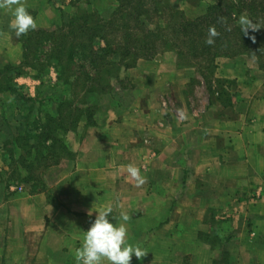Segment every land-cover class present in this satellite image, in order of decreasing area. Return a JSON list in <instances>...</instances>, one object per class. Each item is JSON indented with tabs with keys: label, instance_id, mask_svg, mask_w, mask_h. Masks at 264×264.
<instances>
[{
	"label": "crops",
	"instance_id": "1",
	"mask_svg": "<svg viewBox=\"0 0 264 264\" xmlns=\"http://www.w3.org/2000/svg\"><path fill=\"white\" fill-rule=\"evenodd\" d=\"M71 1L23 3L37 28L47 29L60 24V9L73 10ZM215 2L200 1L197 15ZM12 19L11 10L0 9V71L24 61ZM165 56L140 60L126 71L147 79L145 91L138 85L130 101L97 109L95 124L83 118L66 134L73 157L54 166L50 187L42 184L46 170L39 183L23 181L28 170L13 141L24 134L27 119L21 97L45 102L44 79L26 68L10 82L18 94L0 89V264H76L86 231L108 207L117 220L121 212L129 216L128 242L147 252L142 260L133 255L131 264H264L263 98L239 108L236 94L228 106L214 96L222 112L190 109L181 125L161 108L162 101L177 98L169 91L175 79L167 81L165 70L151 82L144 74L156 71V60ZM129 165L140 169L145 183L137 186Z\"/></svg>",
	"mask_w": 264,
	"mask_h": 264
},
{
	"label": "trees",
	"instance_id": "2",
	"mask_svg": "<svg viewBox=\"0 0 264 264\" xmlns=\"http://www.w3.org/2000/svg\"><path fill=\"white\" fill-rule=\"evenodd\" d=\"M82 1L72 0V11L60 9L61 22L56 27L36 28L22 35L24 61L18 67L9 65L0 71L3 80L6 79L0 89L16 93L10 85L13 75L25 74L26 68L40 73L52 66L71 92L69 97L57 100L54 112L42 116L39 113L34 128L30 124L25 135L13 139L24 153L21 165L27 168L28 175L23 181L39 183L45 170L73 157L64 135L75 131L83 118L95 124L97 109L120 107L115 82L121 83V75L142 59L150 60L172 50L179 61L190 59L206 80L222 57L246 56L264 71V28L245 36L238 25L242 14L253 22L264 23V0H217L196 18L186 17L172 0H118V7L109 19L98 10L80 7ZM210 27L220 33L213 45L205 43ZM253 35L255 42L250 38ZM42 54L47 58L42 59ZM221 82L215 88L210 84L208 90L225 106L231 105L232 94ZM93 95L100 100L107 97L112 106L101 101L94 103L92 99L90 102ZM21 99L31 103L30 106L37 101L26 95ZM55 101H39V106Z\"/></svg>",
	"mask_w": 264,
	"mask_h": 264
},
{
	"label": "rangeland",
	"instance_id": "3",
	"mask_svg": "<svg viewBox=\"0 0 264 264\" xmlns=\"http://www.w3.org/2000/svg\"><path fill=\"white\" fill-rule=\"evenodd\" d=\"M200 1L202 0H172L173 5L177 8L182 10L186 17L188 18H196L200 15H203L206 13L204 11L203 14L197 15V5L199 6ZM119 1L118 0H83L82 6L86 7V9H89L90 11L98 10L102 13V15L109 19L113 12L118 7ZM213 4V3H212ZM191 7L193 11L192 13H187V10L190 11ZM207 10V8H206ZM196 13V14H195ZM247 15V14H244ZM248 16V15H247ZM48 53V52H47ZM167 56L161 60H156V71H152L150 73H145V78H148V82H151L153 78L162 77L164 76V70L166 72V80L168 79H175V84L173 87L169 89V91H173V93L177 96L176 100L175 98L168 100L166 102L162 101V106L164 108V112L169 117L172 116V113L176 115V121L179 124H183L184 116L186 117V113L188 110H199L204 111V108L209 109V115H211L213 112H222L221 108L219 106L216 107L217 104H215L214 101V95L210 94L208 87L210 84H213L214 88L216 87V83L222 81L221 83L226 87V89L230 92V94H236L235 100L237 106L239 108H243V102L248 101V104H252V102L257 99L261 100L263 98V105H264V85L262 84L264 82V76L263 71L259 69V67L255 64L254 61L251 60V58H248L246 56H236L233 58L230 57H222L217 60V68L215 71H210L208 80L204 79L198 68L196 66H193V63L187 61H179L178 55L175 51H167L165 52ZM164 53V54H165ZM163 53H161L162 55ZM171 54V55H170ZM160 54H158L159 56ZM47 58V55L42 54L41 58ZM157 57V56H155ZM154 57V58H155ZM144 60V59H142ZM192 61V60H191ZM193 62V61H192ZM166 67V68H165ZM127 72L125 71L121 78H123V81L121 83L115 82V88L116 92L119 95V100L121 103H127V101H130L131 97L135 95V87L140 85L143 86V90L145 91V87L147 86V79L140 80V75H127ZM39 78L44 79L43 82V90L41 92V96L48 99L56 100L51 105H40L38 106L39 101L37 102L35 97H29L30 99L35 100L33 105L31 103H28L26 108H24V112L26 113V121L24 124V134L25 135L26 129L32 126L34 128L36 121V117L39 116V113H41L40 116L44 115L46 112H54L55 108L57 106V100H61L62 97H69L71 95L70 88L63 80H59L58 78V72L55 69V67H48L47 69L43 70V72H38L36 74ZM142 76V74H141ZM53 77H56V80H53ZM247 77H250L249 81H252L257 79L255 84L253 82L248 83ZM2 78V77H1ZM132 78L135 79V83L133 82ZM3 80V78H2ZM6 82V79L3 80ZM166 87V88H165ZM168 86L165 84L162 86V89H167ZM134 91V92H133ZM33 93H35L33 89ZM27 95V94H26ZM186 95V96H185ZM172 96V95H171ZM216 96V94H215ZM96 99L97 96L95 95ZM92 98H89V101L91 102ZM96 99L92 100V102L96 101ZM102 103H104L105 106H112L110 103V100L106 98L100 100ZM37 102V103H36ZM146 101H144V104L146 106ZM133 103V102H132ZM155 106H159L160 102L153 103ZM30 106V108H29ZM144 106V107H145ZM193 108V109H192ZM216 109V110H215ZM213 111V112H212ZM167 118V117H166ZM30 124H32L30 126ZM16 126V125H15ZM13 126V128H16ZM71 132V131H70ZM67 134V133H66ZM66 134L64 135V138L66 139ZM18 136V135H17ZM23 142V141H21ZM15 146L18 144L17 142L14 143ZM25 152V151H24ZM20 154L21 157L24 156L23 151H21ZM72 158V157H71ZM71 158H66L63 161L70 160ZM60 162V163H61ZM59 163V164H60ZM15 167H19L18 165H14ZM23 166V165H22ZM55 167L48 168L46 172H50L48 174V179H46L47 182L43 180V185L45 187L49 186V184H52L51 179H53L55 175L54 171ZM57 173V172H56ZM41 176V175H40Z\"/></svg>",
	"mask_w": 264,
	"mask_h": 264
},
{
	"label": "clouds",
	"instance_id": "4",
	"mask_svg": "<svg viewBox=\"0 0 264 264\" xmlns=\"http://www.w3.org/2000/svg\"><path fill=\"white\" fill-rule=\"evenodd\" d=\"M0 9L11 10L13 19L9 27L15 32L17 37L26 35L29 31L37 28V20L26 8L23 0H0ZM238 25L243 35L248 36L249 32H256L264 28V23L253 22L249 16L242 14L238 19ZM220 33L215 27H210L205 40L207 45H213L215 38ZM255 42V36L250 37ZM130 176L135 179L137 186L145 183V177L141 175L140 169L129 165L127 168ZM112 208L108 207L98 211V215L86 235L83 237L82 245L76 250V264H131L133 255L142 260L146 255V250L139 244L128 242L127 222L129 216L121 212L119 220L112 217ZM89 215H91L89 213ZM110 217L116 222H110Z\"/></svg>",
	"mask_w": 264,
	"mask_h": 264
}]
</instances>
